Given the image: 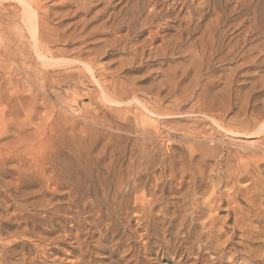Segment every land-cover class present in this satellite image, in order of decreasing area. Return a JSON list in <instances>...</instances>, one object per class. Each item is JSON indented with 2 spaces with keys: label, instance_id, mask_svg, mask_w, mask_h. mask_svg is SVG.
<instances>
[{
  "label": "rangeland",
  "instance_id": "374dc122",
  "mask_svg": "<svg viewBox=\"0 0 264 264\" xmlns=\"http://www.w3.org/2000/svg\"><path fill=\"white\" fill-rule=\"evenodd\" d=\"M23 1L29 5L28 10L37 14L38 25L43 28L46 41L39 50L44 56L50 50L54 53L49 64L40 61L35 53ZM128 1L21 0L20 4L18 0H0V57L5 55L0 58V95L8 104L4 119L10 124L9 133L0 143L5 151L0 150V154L15 155L20 149L21 155L5 157L0 163V250L3 245L11 246L5 257L7 262L0 255V264H264V0H211L212 6L204 9L207 21L215 19L212 8L216 7L227 18L228 39L248 34V41L237 56L240 60L204 67L202 73L190 65L185 53L188 43L180 44V49L167 55L157 50L162 38L168 40L180 26L185 27L175 20L177 14L156 20L152 29L159 28L161 38L143 48L149 30L141 33L138 29L137 34L129 35L128 28L120 26L127 20ZM143 1L148 5L152 0ZM157 1L159 9L172 4V0ZM202 1L206 0L195 1L197 10L203 7L198 5ZM184 13L180 18L189 16ZM247 28L250 32L243 34ZM252 48L251 55L245 57L246 49ZM141 52H146L143 57ZM81 63L92 64L96 79ZM237 64L242 67L235 70ZM233 73L234 83L225 90ZM198 75H202V86L210 82L204 96L208 104L213 103V115L194 109L196 100L188 97ZM198 143L204 145L203 150L217 148L216 154L208 158V164L215 167L210 170L212 166H208L205 174L208 183L203 188L209 186V191L218 175L224 177V172L240 169L245 173L257 165L261 169L244 175L246 181L233 180L231 186L223 185L217 191V196L237 195V206L244 209L239 216L245 222L236 225L234 216L227 218V205L214 213L207 211L208 215L204 211L206 216L217 215L215 230L223 232L222 241L217 244L237 233L231 241L241 247L228 245L222 263L218 253L198 245L192 249L186 239L177 244L174 257L173 247L164 240H173V236H168L160 222L156 230L148 231L143 213L137 208L144 196L146 200L151 198L157 183V195L165 192L167 206L173 210L181 184L189 180L181 178V165L199 166L205 161ZM46 163H52L65 177L54 178L48 170L46 180L39 178L37 165ZM47 179H53L52 184ZM70 192L78 194L71 197ZM210 194L199 198L209 200ZM97 198L108 199L109 205L117 207L113 222L106 216L100 219L94 203ZM70 200L75 201L77 208L70 206ZM47 215L52 218L51 225L42 220ZM188 217L187 223L193 219L190 212ZM197 229L198 234L202 232L200 227ZM245 231L254 234L248 240L253 243L251 256L241 245L247 241ZM205 234L203 244L211 236ZM43 249L48 252L43 254Z\"/></svg>",
  "mask_w": 264,
  "mask_h": 264
},
{
  "label": "bare ground",
  "instance_id": "6f19581e",
  "mask_svg": "<svg viewBox=\"0 0 264 264\" xmlns=\"http://www.w3.org/2000/svg\"><path fill=\"white\" fill-rule=\"evenodd\" d=\"M3 1V0H2ZM7 1V0H4ZM21 4V0H18ZM153 1V0H152ZM149 1L150 3H148V5L142 0H129L128 1V12H127V20H125L124 23L120 24V26L122 27L123 25H125L128 30H129V35L132 34L134 35V32L137 31L138 29H141V33H144L145 30H149V38L145 39V41L143 42V48H146L147 46L153 45L155 41H158L161 36H160V30L158 28V31H153L152 26H154V23H156L155 21L163 18L165 16H171V14H177L176 19L177 21H180L183 23V26H180L177 30V34L175 36L172 35L171 38H169L168 40H165V38H162V44L158 46L157 50L159 52H161L163 55H167L168 53L175 52L176 50L180 49L179 45L183 43H188L189 46L186 48V54L189 57V61H190V65L191 67L195 68L197 73H202L203 68H210L211 66H215L218 64H232L236 61H238L237 56L239 55V53H241V50L244 51V46L248 41V34L246 35H241V37L239 39H235V40H230L228 39V35H227V31H226V27L228 26V21L227 18L218 13V10L216 7L212 8V12L215 16V19H210L209 21H207V15L204 14V9L206 7H211L212 6V2L211 0H206L204 3H200L198 4L199 6H203L201 8H199V10H197L195 8V1L196 0H189V1H181V0H172V4L169 5H165L164 8L159 9V5L157 0L156 1ZM164 2H166V0H163ZM168 1V0H167ZM242 1V0H241ZM180 2V3H179ZM239 2V0H238ZM23 5L25 6L24 10H25V17L27 19V23L29 24V31L31 33V37L32 40L34 42L33 48L35 50V53L37 54L38 58H40V61H43V63L46 64V62H49L52 60L51 57H53L54 53L50 52L47 53V56L43 55V53L41 52V49L39 50V47L42 43H44L46 40L44 39V35L42 34L43 28L38 25V19H37V14L31 12L29 9V5L27 4L26 1L22 2ZM241 4V3H240ZM197 5V4H196ZM216 5V4H215ZM239 6V5H238ZM242 8L244 7L243 5ZM149 7V12L146 11V9H148ZM125 8V6H124ZM237 8V7H236ZM240 8V7H239ZM258 8V7H257ZM221 10V9H220ZM241 10V9H240ZM255 10V9H254ZM19 11V10H18ZM123 11V10H122ZM208 11V10H207ZM126 12V11H125ZM188 13L189 16H187V18H180V16L184 13ZM235 12V11H234ZM252 12V11H251ZM255 12V11H254ZM126 14V13H125ZM185 14V13H184ZM255 14V13H254ZM174 16V17H175ZM251 17V16H250ZM21 18V17H20ZM173 19V18H172ZM171 19V20H172ZM248 19V18H247ZM246 19V20H247ZM252 19V17H251ZM23 20V19H22ZM164 20V19H163ZM162 20V21H163ZM174 20V21H175ZM245 20V19H244ZM254 20V19H253ZM26 21V20H25ZM121 22L124 20H120ZM165 21V20H164ZM176 21V22H177ZM241 21V20H240ZM251 21V20H249ZM169 22V21H167ZM172 22V21H171ZM245 22V21H244ZM244 22H242L243 25ZM257 22V21H256ZM120 23V22H119ZM118 23V25H119ZM166 23V22H165ZM181 23V24H182ZM239 25V28L243 25ZM256 25V23H254ZM159 25V23H158ZM155 25V26H158ZM163 25V24H161ZM172 25V24H171ZM251 25V23H250ZM249 25V27H250ZM253 25V24H252ZM251 25V26H252ZM166 26V25H165ZM168 26V25H167ZM233 26V24H232ZM237 26V25H236ZM171 27V26H170ZM231 27V26H230ZM260 27V26H259ZM116 28V27H115ZM119 28V26H118ZM117 28V29H118ZM161 28V26H160ZM163 28V27H162ZM238 28V29H239ZM143 29V30H142ZM152 29V30H151ZM164 29V28H163ZM252 29V28H251ZM254 29V28H253ZM258 29V28H257ZM260 31V30H259ZM250 32L249 28H247L245 30V32L243 34H246ZM254 32V31H253ZM257 32V30H256ZM262 32V31H261ZM260 32V33H261ZM164 33V32H163ZM259 33V34H260ZM135 34H137L135 32ZM258 34V35H259ZM197 35V36H195ZM252 35V34H251ZM260 36V35H259ZM4 37V36H2ZM126 37V36H124ZM147 37V36H146ZM234 37V36H233ZM128 38V37H127ZM126 38V40H127ZM122 39V38H121ZM31 40V41H32ZM118 40V39H117ZM115 40V42L117 41ZM130 40V39H129ZM127 42V41H126ZM141 45V43H140ZM44 46V44H43ZM115 47V46H114ZM41 48V47H40ZM43 48V47H42ZM137 48V47H136ZM143 48L141 49L143 51ZM256 48V47H255ZM3 49V48H2ZM10 49V47H9ZM48 49V48H47ZM3 51V50H2ZM5 51V49H4ZM136 51V50H135ZM145 51V50H144ZM156 51V50H155ZM253 48L247 50L246 52H244L243 55L248 56L251 55L249 53H252ZM25 52V51H24ZM261 52V51H259ZM7 53V52H6ZM9 53V52H8ZM140 53V52H139ZM146 53V52H145ZM143 53V54H145ZM2 54H4L2 52ZM142 54V52H141ZM142 54V57L144 56ZM157 54V53H156ZM161 55V54H160ZM242 55V54H241ZM7 56V55H6ZM26 56V55H25ZM137 56V55H135ZM1 57H3V59L5 58V55H2ZM0 57V58H1ZM164 57V56H163ZM241 57V56H240ZM243 57V56H242ZM259 57V55H258ZM7 58V57H6ZM138 58V57H136ZM257 58V57H256ZM135 59V58H134ZM241 59V58H240ZM239 59V60H240ZM2 60V59H1ZM244 60V59H243ZM134 61V60H133ZM253 61V60H252ZM78 62H80V60H78ZM77 62V63H78ZM82 62V61H81ZM246 62V61H245ZM256 62V61H255ZM2 63V62H1ZM68 64V63H67ZM83 64V63H81ZM83 65L86 66V69L88 71L91 72L92 77L94 79H96V72L95 70H93V66L91 63H84ZM94 65V64H93ZM238 65V64H237ZM242 65H238L237 69L241 68ZM212 68V67H211ZM219 69V68H218ZM210 70V69H209ZM234 70V71H235ZM48 72V71H47ZM185 72V71H184ZM89 73V72H88ZM187 73V72H186ZM46 74V73H45ZM234 75L235 73H233L232 78L228 79L226 82V87L225 90H229L231 89L233 83H234ZM48 75L46 74V79H48ZM9 78V77H7ZM222 79V78H221ZM44 80V79H43ZM195 80V78H194ZM3 81V80H2ZM172 81V80H171ZM179 82V81H178ZM98 83V82H97ZM195 83V82H194ZM177 84V83H176ZM208 85H210V82L206 83L205 85L202 86V75H198L197 76V80H196V84L195 87L193 88V90L189 93L188 97L190 99H194L196 100V104L193 107L194 109H197L201 114L207 115L209 113V115H213L212 113H214V109L213 108V103L208 104L207 100L204 96L206 90L205 88L208 87ZM202 89V91L198 92V89ZM185 90V89H184ZM104 91V90H103ZM16 92V90H15ZM130 92V91H129ZM3 93V92H2ZM174 93V92H173ZM172 93V94H173ZM188 93V92H187ZM105 94V93H103ZM126 94V93H125ZM171 94V91H170ZM231 96V95H230ZM3 95H0V114L3 117V121L0 122V143L3 140V138H5L7 136V134L9 133V129H10V124L8 126L7 121H5L6 119H4V117H6L8 110V104H6L3 100ZM187 99V98H186ZM29 100V99H28ZM34 100V99H33ZM106 100H108L106 98ZM162 100V99H160ZM179 100V99H177ZM6 101V100H5ZM161 102V101H160ZM159 102V103H160ZM64 103V102H63ZM117 103V102H116ZM142 104V103H141ZM176 104V103H175ZM179 104V103H178ZM219 104V103H218ZM220 105V104H219ZM177 106V104H176ZM222 106V105H221ZM36 107V106H35ZM215 107V106H214ZM219 107V106H218ZM225 107V106H224ZM157 108V107H156ZM173 108V107H171ZM192 108V107H191ZM245 108V107H244ZM155 109V108H154ZM158 109V108H157ZM166 109V108H165ZM168 109V107H167ZM175 109V108H174ZM224 109V108H223ZM8 110V111H7ZM152 110V109H151ZM150 110V111H151ZM156 110V109H155ZM154 110V111H155ZM193 110V109H191ZM162 112L164 110H161ZM160 111V112H161ZM166 111V110H165ZM248 111V110H247ZM26 112V111H25ZM194 112V111H193ZM255 112V111H254ZM152 113V112H149ZM169 112H165L164 115H168ZM171 113V112H170ZM222 113V112H221ZM252 113V112H251ZM153 114V113H152ZM157 114V113H156ZM177 114V113H175ZM217 114V113H216ZM225 114V113H224ZM254 114V113H253ZM34 115V114H33ZM163 115V116H164ZM170 115V114H169ZM219 115V114H218ZM221 115V114H220ZM30 116V115H28ZM27 116V117H28ZM264 116V114L262 115ZM49 117V116H48ZM47 117V118H48ZM161 117V116H160ZM169 117V116H167ZM213 117V116H212ZM72 118V117H71ZM12 119V118H11ZM30 119V118H29ZM49 119V118H48ZM208 120V119H207ZM11 121V120H9ZM224 121V120H223ZM45 122V121H44ZM42 123V122H41ZM99 123V122H98ZM156 123V122H155ZM230 122L226 123L229 124ZM251 123V122H250ZM19 124V123H18ZM17 124V125H18ZM97 124V123H96ZM16 125V124H15ZM16 125V126H17ZM29 125V124H28ZM92 125V124H91ZM242 125V124H241ZM252 125V124H251ZM263 125V124H262ZM15 126V127H16ZM20 126V125H19ZM30 126V125H29ZM246 125H244L245 127ZM26 127V126H25ZM140 127V126H139ZM214 127V126H213ZM243 127V126H242ZM247 127V126H246ZM253 127V126H252ZM21 127H19L20 129ZM228 128V127H227ZM231 128V126H230ZM18 128H16L17 130ZM45 129V128H44ZM146 129V128H145ZM262 129V128H261ZM15 130V131H16ZM227 130V129H226ZM249 130V129H248ZM260 130V129H259ZM14 131V132H15ZM20 131V130H18ZM17 131V132H18ZM140 131V130H139ZM240 131V130H239ZM261 131V130H260ZM259 131V132H260ZM16 132V133H17ZM192 132V131H191ZM197 132V131H195ZM207 132V130H206ZM231 132V131H230ZM20 133V132H19ZM144 133V132H143ZM157 133V132H156ZM201 133V132H200ZM221 133V132H220ZM228 133V131L226 132ZM18 134V133H17ZM52 135V133H50ZM190 134V133H189ZM204 134V133H203ZM230 134V133H229ZM228 134V135H229ZM49 135V134H48ZM147 135V134H146ZM191 135V134H190ZM200 135V134H199ZM43 136V135H42ZM152 136V135H150ZM158 136V135H157ZM202 136V135H201ZM236 136V135H235ZM87 137V136H86ZM35 138V136H34ZM81 138V137H80ZM204 138V137H203ZM208 138V137H207ZM206 138V139H207ZM25 139V138H23ZM79 139V138H78ZM209 139V138H208ZM21 140V139H20ZM20 140L18 143H20ZM27 140V139H25ZM24 140V141H25ZM38 140V139H37ZM36 140V141H37ZM52 140V139H51ZM15 141V140H14ZM23 141V142H24ZM82 141V140H81ZM27 142V141H26ZM25 142V143H26ZM31 142V141H30ZM49 142V141H47ZM51 142V141H50ZM79 142V141H78ZM202 142V141H201ZM17 143V142H16ZM15 143V144H16ZM17 143V144H18ZM45 143V142H44ZM40 144V143H39ZM43 144V143H42ZM81 144V143H80ZM199 144V143H198ZM197 144V145H198ZM24 145V144H23ZM200 147H198V149H204L205 147H201V144H199ZM0 146H2V144H0ZM4 146V145H3ZM14 146V145H13ZM18 148H20L19 145H17ZM16 146V147H17ZM38 146V145H37ZM40 150H41V145L39 146ZM57 147V146H56ZM211 147V146H210ZM6 148V147H5ZM4 148H0V150H3ZM7 149V148H6ZM10 149V148H8ZM12 149V148H11ZM45 149V148H44ZM201 150L200 152H202V155L205 158L204 162H201V164H199V166H197L196 164H182L181 165V178L183 180H185V178H188V182L186 184H181L182 187L180 189V196H179V200L172 204L173 210L169 208V206H167V200L165 198V192L162 191V195L158 196L157 195V189H158V185L156 183V185L154 186L155 190H153V192H149L151 197L149 200H146L145 196L142 198L140 205L137 207L140 211H142V216L143 218L146 220L147 222V230L149 231L150 229L154 228L155 230L157 228L156 225L158 224V222H160L161 224H163L164 227H166V233H168V236H173V240L170 239H165V243L167 246L169 247H173L171 248V252L172 254H174V257L177 255L178 251V247L177 244L179 245V243L181 242V240H187L189 243L192 244V249L194 248V246L198 245L199 248L203 249V250H213L216 253L219 254L218 259L220 261V263L223 262V259L226 256V251H228V245H232L231 248L234 247H241L236 243H233L231 241V239L234 240L235 236L237 235V233H233V236L227 240L222 242V244H217L219 243L220 239L222 241V233L221 231H217L215 230V222L217 221L216 216H206L204 211H208L209 214L214 213L215 211H219L221 210V208L225 205H227L229 207V216L227 218H229L230 220L232 219V216H234V220L236 225H240L243 220V217L239 216L240 214L243 213L244 209H241L237 206V195L236 196H231L229 195H225V194H220L221 196H217V191H219V188H222V186L228 187L231 186V182L233 180H236L238 182L240 181H246V176L247 174H253L256 170H261L259 167V165H257L256 167H254L253 169H247V171L245 173H242V171H240V169H238L236 172H229L226 170V168L229 170L231 167V162H229L230 166L228 165V163L226 164V168L224 167V170L227 171V173H223L225 174L224 177H220L221 175H218V180L212 183L211 189L209 191V186L205 187V184L208 183L206 182V171H208V166H212L210 164H208V158H212L214 154H216L215 152L216 149L215 148H206L207 150ZM16 150V149H15ZM20 149H18L17 153H15V155H11V152H7L8 154H0V163H4V158L5 157H10V156H16L17 158H20L21 155L19 154ZM39 150V148L37 149ZM39 150V151H40ZM43 150V148H42ZM5 151V149H4ZM19 151V152H18ZM38 151V152H39ZM52 151V150H51ZM249 151V150H248ZM262 153L261 156L264 158V149H262ZM12 152L14 153V151L12 150ZM26 152V151H25ZM2 153V152H1ZM199 153V152H198ZM38 154V153H37ZM41 155V153H39ZM200 154V153H199ZM247 154V153H246ZM33 155V154H32ZM44 155V154H43ZM194 155V154H192ZM39 156V155H37ZM45 156V155H44ZM258 156V155H257ZM30 158V157H29ZM215 158V157H214ZM10 159V158H9ZM38 160V159H37ZM210 160V159H209ZM182 161V160H181ZM229 161V160H228ZM225 161V162H228ZM220 162V161H219ZM217 162V163H219ZM223 162V161H222ZM259 162V161H258ZM221 163V162H220ZM22 164V163H21ZM56 164V163H55ZM254 164V163H253ZM37 165V164H36ZM196 165V166H195ZM221 165V164H220ZM228 165V167H227ZM252 165V164H251ZM217 166V165H216ZM222 166V165H221ZM219 166V167H221ZM94 167V166H93ZM174 167V166H173ZM212 166L209 169L213 170ZM218 167V166H217ZM95 168V167H94ZM222 168V167H221ZM262 168V167H261ZM19 169V168H18ZM173 169V168H172ZM217 169V168H216ZM256 169V170H254ZM37 174L39 175V178L46 180V171L50 170L51 172H53L54 178L57 177L59 175L60 178L65 177L66 174L64 173H60L61 171H59V169H57L56 166H54L52 163L51 165H48L47 163L45 164V166L43 165H37ZM218 170H220L218 168ZM8 171V170H7ZM30 171V170H29ZM67 171V170H66ZM26 172V171H25ZM35 172V173H36ZM214 172V171H213ZM68 173V172H67ZM208 173V172H207ZM258 172H256L257 174ZM31 174V173H30ZM209 174H211V172H209ZM213 174V173H212ZM221 174V173H220ZM69 175V174H68ZM246 175V176H244ZM30 176V175H29ZM211 176V175H210ZM210 176L208 175V179H210ZM249 178V177H248ZM256 178V177H255ZM38 179V178H37ZM66 179V178H64ZM68 179V178H67ZM129 180H131V178H129ZM48 184H52L53 179H47ZM235 181V183H237ZM43 182V181H42ZM60 182V181H58ZM57 182V183H58ZM206 182V183H205ZM234 182V181H233ZM255 182V180H254ZM263 182V181H262ZM62 183V182H61ZM80 183V182H79ZM97 183V182H96ZM126 183V182H123ZM122 183V184H123ZM46 184V183H45ZM98 184V183H97ZM134 184V183H133ZM211 184V183H210ZM209 184V185H210ZM252 184V183H251ZM75 185H77L75 183ZM48 186V185H47ZM60 187V185H58ZM135 186V185H134ZM138 186V185H136ZM135 186V187H136ZM235 186V185H234ZM66 187V186H65ZM122 187V185L120 186ZM119 187V188H120ZM233 187V186H232ZM54 188V187H53ZM235 188V187H234ZM234 188H231L232 190ZM55 189V188H54ZM53 189V190H54ZM138 189V188H137ZM219 189V190H218ZM247 189V188H246ZM75 190V189H74ZM135 190V189H134ZM142 190V189H141ZM145 190V189H144ZM52 191V190H51ZM243 191V189H240V193ZM246 191V190H245ZM65 193V192H64ZM140 193V192H139ZM145 193V192H144ZM207 193H211L210 198H208L209 200H205L202 201L201 198H199L201 194H207ZM78 192L72 194L70 192V195L72 197V195H77ZM106 192L105 190H103V195L106 196ZM147 194V193H146ZM173 194V193H172ZM234 194V193H232ZM237 194V193H236ZM57 195V194H56ZM219 195V194H218ZM207 196V195H206ZM239 196V195H238ZM70 197V196H69ZM96 197H98V195L96 194ZM117 195L115 196L116 199ZM174 197V196H173ZM176 198V195H175ZM114 199V198H113ZM264 200V199H263ZM44 201V200H43ZM89 201V200H88ZM69 202V201H68ZM15 203V202H14ZM47 203V202H46ZM43 204L44 206H47L48 204ZM85 203V202H84ZM94 203L97 205V210L100 213V219H102L103 217H108V220L110 222H113L114 218L117 216V212L118 209L116 206L113 205H109V201L107 199V201L104 200H100V199H96L94 200ZM57 204V203H56ZM70 206H72L73 208H77V205L75 203L74 200H70L69 202ZM87 204V203H86ZM164 205V208L160 209L159 206L160 205ZM171 206V205H170ZM171 207V208H172ZM53 208V207H52ZM121 208V207H120ZM159 208V210H157ZM123 207L120 209L122 211ZM23 210V208H22ZM47 210V209H46ZM55 210H59L58 207H55ZM172 210V211H170ZM188 212L191 213V216L193 217V219L191 220V222L187 223V219L188 217ZM207 212V215H208ZM22 214V213H21ZM55 216V215H54ZM12 217V216H11ZM120 217V216H119ZM248 217V216H247ZM245 219V218H244ZM44 223L46 224H50L52 223V218L49 217V215L45 216L43 219ZM224 220V219H223ZM201 221V222H199ZM247 221V220H246ZM98 225V223H96ZM245 224V223H244ZM111 225H113L111 223ZM167 225V226H166ZM201 228L202 232H200L199 234L197 233V228ZM234 227V226H233ZM239 227V226H237ZM235 227V228H237ZM197 229V230H196ZM199 229V230H201ZM224 230V229H223ZM196 231V232H195ZM50 232V231H48ZM246 232V235H245ZM244 232V237L247 239V241H244V243H242V248H244L245 253L248 254L249 256L252 255L251 253V245L253 244L250 241H248L249 239H252V237L254 236V234L252 233H248L247 231ZM254 232V231H253ZM25 233V232H24ZM23 233V234H24ZM205 233L210 234L211 236L209 238H207L208 240L206 241L205 244H203L202 239L203 235ZM22 234V235H23ZM26 234V233H25ZM227 234V233H226ZM14 235V234H13ZM206 235V234H205ZM260 235V234H259ZM207 236V235H206ZM24 237V236H23ZM106 237V235H104V238ZM229 237V236H228ZM257 237V236H256ZM25 238V237H24ZM102 238V237H101ZM254 239V238H253ZM23 240V239H22ZM29 240V239H28ZM79 240V239H78ZM80 241V240H79ZM231 241V242H230ZM174 242V243H173ZM7 243V242H6ZM173 243V245H172ZM172 245V246H171ZM226 246L223 247V246ZM10 244H8V246L3 245V248L0 250V255H1V260L4 262H7L5 257L8 254L9 248H10ZM191 247V246H190ZM253 247V246H252ZM230 249V248H229ZM233 250V249H232ZM43 254H46L48 251L46 249L42 250ZM41 252V253H42ZM201 252V251H200ZM209 252V251H208ZM230 252V250H229ZM244 253V252H243ZM254 253V252H253ZM216 255V254H215ZM242 255V254H241ZM254 255V254H253ZM32 261V260H31ZM1 262V261H0ZM27 262V261H26ZM3 263V262H2ZM28 264V263H26ZM34 264V263H33ZM181 264V263H180Z\"/></svg>",
  "mask_w": 264,
  "mask_h": 264
}]
</instances>
